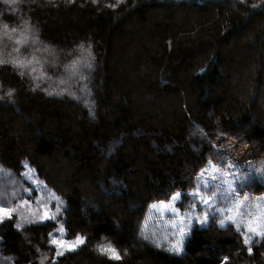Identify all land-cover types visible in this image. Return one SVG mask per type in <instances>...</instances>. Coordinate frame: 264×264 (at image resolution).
Segmentation results:
<instances>
[{
    "label": "trees",
    "instance_id": "1",
    "mask_svg": "<svg viewBox=\"0 0 264 264\" xmlns=\"http://www.w3.org/2000/svg\"><path fill=\"white\" fill-rule=\"evenodd\" d=\"M227 138L264 155V0H0V208L26 162L65 203L0 219L2 264H264V238L216 221L181 254L141 235ZM59 226L84 242L57 256Z\"/></svg>",
    "mask_w": 264,
    "mask_h": 264
},
{
    "label": "rangeland",
    "instance_id": "2",
    "mask_svg": "<svg viewBox=\"0 0 264 264\" xmlns=\"http://www.w3.org/2000/svg\"><path fill=\"white\" fill-rule=\"evenodd\" d=\"M217 150L221 158L208 162L199 172L185 199L178 191L167 201L150 204L141 223L143 238L171 253L181 254L192 229L196 225L207 226L210 221L223 227L232 225L244 242L247 240L245 244L249 248L264 238V192L249 191L255 182L264 185V155L259 149L231 138L225 139ZM5 191L4 204L10 209L18 206L11 214H17L19 227L42 221L45 214L54 219L63 214L64 200L45 185L27 162L20 180L5 181ZM53 240L62 243H52ZM83 242V237L67 239L63 226L51 235L57 256L77 249ZM98 249L112 258L118 256L109 242L100 243Z\"/></svg>",
    "mask_w": 264,
    "mask_h": 264
},
{
    "label": "snow or ice",
    "instance_id": "3",
    "mask_svg": "<svg viewBox=\"0 0 264 264\" xmlns=\"http://www.w3.org/2000/svg\"><path fill=\"white\" fill-rule=\"evenodd\" d=\"M205 203H206V201H205ZM3 218H11V211L9 209L0 208V219H3ZM52 219H54V217L49 216L47 214H45V216L43 217V220H52ZM43 220L41 222H43ZM17 227H19V225H17ZM78 241H79V238H78ZM79 242H82V241H79ZM52 243L59 244V243H62V242L53 240ZM245 243H247V240H245ZM116 258L119 259V256H116Z\"/></svg>",
    "mask_w": 264,
    "mask_h": 264
}]
</instances>
